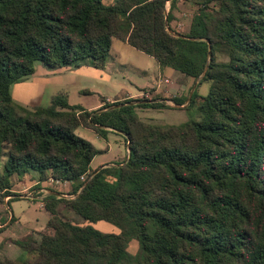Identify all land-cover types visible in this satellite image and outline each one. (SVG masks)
I'll return each mask as SVG.
<instances>
[{
  "label": "trees",
  "instance_id": "1",
  "mask_svg": "<svg viewBox=\"0 0 264 264\" xmlns=\"http://www.w3.org/2000/svg\"><path fill=\"white\" fill-rule=\"evenodd\" d=\"M169 1L0 0V205L21 198L13 178L30 172L39 183H72L75 195H48L40 238L16 242L33 258L0 264H264V0H204L180 36ZM113 40L195 82L205 73L199 85L208 81L209 94L196 89L186 107L198 104L202 119L161 125L138 116L136 108H172L166 99L95 111L70 105L66 93L48 107L14 101L12 85L37 63L102 70ZM82 126L105 138L111 130L124 135L127 161L92 171L101 151L76 134ZM86 174L91 179L81 181ZM100 221L119 233L92 225Z\"/></svg>",
  "mask_w": 264,
  "mask_h": 264
},
{
  "label": "rangeland",
  "instance_id": "2",
  "mask_svg": "<svg viewBox=\"0 0 264 264\" xmlns=\"http://www.w3.org/2000/svg\"><path fill=\"white\" fill-rule=\"evenodd\" d=\"M198 1L200 3L204 2V0ZM213 5L214 4H211V6ZM177 30V26H175V31ZM113 44L111 57L109 58L107 66L104 70H97L90 63H85L77 68L78 70H74L77 71L75 72L76 74L66 73L59 75L55 73V75L54 73H50L42 78L45 79L43 84H35L33 82L34 76H30L27 80L12 85L11 92L14 93L15 89L18 87L27 89V87L30 88L31 86H34V97H30L29 100L27 99L28 101H26V105L31 106L48 107L51 104L52 98L60 93L68 94L69 100L75 104L93 106L96 102L101 103L102 98L116 99L121 91V86L122 88H129L131 87L132 83L138 84V82L143 81V79L147 81L156 79V77L151 79L149 74H143V71L139 70L144 68L152 69L157 63L153 58L132 50L129 45L124 44L119 40H114ZM218 61L219 63H227L228 58L219 53ZM40 68H44V66L41 63H37V72H39ZM45 68L47 69L48 67L45 66ZM168 71H170L168 72L169 78L175 82L176 76L173 75L175 70L169 68ZM176 73L180 72L176 71ZM58 77H61V79H56ZM200 78L197 81L200 82L202 80H200ZM209 91L210 83L208 81H203L202 84H200L197 88V93L201 96H207ZM176 107L178 106L173 103L172 108L163 109L161 114L150 112L148 116L155 119H144V121L161 125H177L185 123L189 120L200 121L202 119V114L199 111L198 104L196 103L188 109H180ZM140 116L143 117V114L140 113ZM81 130L84 131L83 129ZM109 142L111 143L112 151L108 158L117 156L122 157L125 155L126 146L123 136H111V140ZM101 144L107 145L106 142H101ZM5 162L6 157H3L0 160V175L3 173ZM21 181L25 184H27L28 181L33 183L39 182L38 175L34 172H30L22 178L15 176L13 178V188L16 192H13V194L20 195L21 198L18 200H13L9 207L3 208L1 210L2 215L5 216V222L10 221L9 217L14 214L16 220L22 218L23 222L26 223L27 227L29 228V230L24 232L18 230L13 224L2 236L7 240V242H9V244H4V247L2 246V253L0 252V257L15 261L32 259L33 255L24 251L19 246L12 244V239L26 241L31 238H35L38 231L46 226L50 216L46 209H42L40 207L43 200H32L28 197L27 192L21 193V190L23 189V186L20 184ZM33 189L35 191L41 189V184H35ZM61 210L67 219L79 224L84 223L82 218H80L75 213L64 209V206H61ZM92 225L104 233H119V229L116 226L104 221H100ZM39 238L40 235H37L36 239ZM138 249V242L135 240L132 241L129 246V251L133 254H136Z\"/></svg>",
  "mask_w": 264,
  "mask_h": 264
},
{
  "label": "crops",
  "instance_id": "3",
  "mask_svg": "<svg viewBox=\"0 0 264 264\" xmlns=\"http://www.w3.org/2000/svg\"><path fill=\"white\" fill-rule=\"evenodd\" d=\"M172 1L173 0H170L167 3V11H170V9H171V2ZM175 1H176V5L172 11V15L174 18L172 20L171 26H172L173 30H175V26H177V29H178L176 31L177 33L187 34L190 32L193 17L196 15L199 8L201 7V5L199 4L200 2L198 0H175ZM113 42H114V40H113ZM123 43L129 45L126 42H123ZM113 45L114 44L112 43V49H111L109 58L111 57V54H112ZM132 50L143 53V52L138 51L134 48H132ZM143 54H145V53H143ZM146 56H148V55H146ZM149 57L153 58L151 56H149ZM153 59L157 63H156V65L153 66L152 69L144 68V69H139V70L143 71L142 72L143 74L144 73L149 74L151 76V79L156 77L155 80L147 81V80L143 79V81L138 82V84L132 83L131 87H129V88H122V86H121V91H120V93L116 99L102 98L101 103L96 102L93 106H84V104H82V105L81 104H75L69 100L70 105H72V106L79 105V106H82L87 111H95V110L102 108L106 104H113L116 102H123L126 100L143 99L144 94H148L149 99H159L160 101L163 99H166L167 104H169L171 106L174 103L173 101H171L172 99H175V98L180 99V98H184V97H188V99H189L190 94H191V92H192V90L196 84H197V88H198L199 81L195 82V80L193 78H190V77H188L182 73H176V70H175V73H173V75L176 76V80H175V82H173V80L170 79L169 75H168V72H170V71H168L169 68H163L155 58H153ZM108 61H109V59H108ZM104 69H102V70H104ZM170 69H172V68H170ZM74 70H78V69H73L71 67L58 68V69H50V68L46 69L44 66V68L39 69V72H37V70H36V72L32 75V76H34L33 82L35 84L36 83H42L43 84V82H45V79H42V78H44V76H47L50 73H54V74L57 73L59 75L66 74V73L76 74L75 72H77V71H74ZM97 70H101V69H97ZM172 70H174V69H172ZM56 79H61V77H58ZM35 84H32V85H35ZM34 90H35L34 86H31L30 88L27 87V89L22 88V87L21 88L18 87L15 89L14 93H12V92L11 93H12L14 101H16L17 103H19L25 107H28V108H34L37 106L26 105V101H28L30 97H34V95H35ZM68 98H69V95H68ZM188 104H189V100H187L183 106L176 107V108L185 109ZM41 107H43V106H41ZM161 111H163V109L136 108V112L142 120H144V119L154 120L155 118L148 116L150 114V112H155L156 114H161L162 113ZM140 113L143 114V117L140 116ZM144 117H146V118H144ZM81 129H83L84 131H82ZM76 134L78 136L88 140L89 142H91L98 150L101 151L93 159V161L91 163V170L92 171H98V170L102 169L103 167L116 166L119 164H124L127 161V159H128V152H127L128 143H127L124 135H122L116 131L111 130L108 133L107 137L105 138V137L100 136L94 130L83 127V126L79 127L76 130ZM111 136H123V138L125 139L126 153L122 157L117 156V157H113V158H108V156H110L111 151H112V146H111V143L109 142L111 140ZM101 142H106L107 145H103V144H101ZM31 180H32V177H31ZM22 183H24V182H22V181L20 182L21 186H23L21 193H23V192L26 193L28 190L35 191L33 189V186L35 184H41V187L42 186L45 187L44 184L46 183V181L40 182V183L39 182L33 183V182H29V181L27 184H25V183L22 184ZM48 187H49V191H48L47 195H42L45 198L52 193L60 194L61 192H65V193H69V194H65V195H72L73 194V187H72L71 183H69L65 186H52L51 185ZM11 191L14 193L16 192L14 190V188ZM12 197H14V196L6 197L5 203L0 205V229L2 230V232H0V252L2 251V249H1L2 246L4 247V244H9V242H7V240L2 237L7 232L9 227H11L14 224V226L18 230H21L24 232L29 230L26 223L23 222L22 218L16 220V217L14 214H12V216L9 217L10 221L5 222V216L2 215L1 210L3 208L9 207L10 203L13 201V200H10ZM66 198H68V197H66ZM68 199H71V198H68ZM44 203L45 202L43 201L41 206H40L42 209H46V207H42V205ZM49 219H50V216H49ZM45 227L38 231V233L36 234V237L45 229ZM34 232H37V231H34ZM17 241H21V240L12 239L11 242H12V244L18 246L16 244ZM26 241H28V240H26ZM1 259H8V258H1ZM9 260H12V259H9Z\"/></svg>",
  "mask_w": 264,
  "mask_h": 264
},
{
  "label": "built area",
  "instance_id": "4",
  "mask_svg": "<svg viewBox=\"0 0 264 264\" xmlns=\"http://www.w3.org/2000/svg\"><path fill=\"white\" fill-rule=\"evenodd\" d=\"M143 97L145 99H149V95L148 94H144ZM128 152V158H129V149L127 150ZM91 179V177H89L88 174L82 176L81 178V181L83 182H86V181H89ZM70 182L68 181H62V180H57V179H50L47 181V183L45 184V187H41V189H39L38 191H30L28 190L27 193H28V197L32 200H35V199H41L44 201V198L42 195H47L48 191H49V187L48 186H65L67 184H69ZM72 184V183H71ZM65 194H69V193H65V192H61L60 195L61 197H68V198H75V195H65ZM27 197V198H28ZM42 207H45V203L42 205Z\"/></svg>",
  "mask_w": 264,
  "mask_h": 264
},
{
  "label": "water",
  "instance_id": "5",
  "mask_svg": "<svg viewBox=\"0 0 264 264\" xmlns=\"http://www.w3.org/2000/svg\"><path fill=\"white\" fill-rule=\"evenodd\" d=\"M176 36H180V34H175ZM205 76V73L202 75V77L200 78V80L203 78ZM196 88H197V84L195 85V87L193 88V90H192V92H191V94H190V97H189V102L192 100V97H193V94H194V91L196 90ZM116 107H119V106H116ZM53 195H56V196H59V197H61V195L60 194H57V193H52Z\"/></svg>",
  "mask_w": 264,
  "mask_h": 264
}]
</instances>
